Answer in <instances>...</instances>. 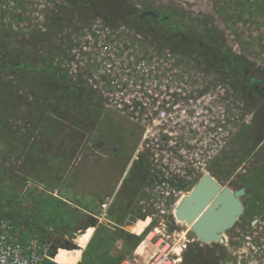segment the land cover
Segmentation results:
<instances>
[{"label": "rangeland", "instance_id": "obj_1", "mask_svg": "<svg viewBox=\"0 0 264 264\" xmlns=\"http://www.w3.org/2000/svg\"><path fill=\"white\" fill-rule=\"evenodd\" d=\"M132 10L136 15L152 11L163 20L134 21ZM97 34L108 43L114 37L123 47L137 43L144 56L172 53L182 67L229 80L247 111H264V0H0V215L18 230L49 240L52 248L61 242L78 248H60L54 257L58 264L80 258L84 246L81 264L138 258L142 242L126 252L119 235L105 234L114 232L108 220L119 191L134 175L141 177L131 163L137 127L103 106L85 73L72 83L64 67L76 52L94 47ZM21 62L30 73L17 66ZM242 128L209 165V175L224 184L233 181L236 170L259 164L264 138L259 141L256 132ZM139 190L127 222L137 234L155 210L148 190L135 203ZM63 196L89 206L94 214L86 212L96 226L82 229L73 211L82 209ZM106 198L112 203L102 219L100 204ZM173 210L163 215L152 243L161 237L172 246L177 234H184L187 248L197 247L202 258L212 253L215 262L224 245L198 241L188 224L174 220Z\"/></svg>", "mask_w": 264, "mask_h": 264}, {"label": "built area", "instance_id": "obj_2", "mask_svg": "<svg viewBox=\"0 0 264 264\" xmlns=\"http://www.w3.org/2000/svg\"><path fill=\"white\" fill-rule=\"evenodd\" d=\"M98 34L94 47L76 52L65 64L66 76L76 83L85 73V82L102 98L103 106L137 127L139 142L131 163L143 158L146 176L135 203L145 190L163 202L146 228L156 225L140 243L149 248L120 264H181L187 243L182 232L172 246L161 237L152 243L163 215L209 174L214 158L249 125L253 113L245 109L229 80L182 67L172 53L144 56L138 54L137 43L123 47L114 37L108 43ZM111 203L112 198H106L100 204L102 219ZM222 244L225 256L219 264H264V212L237 236H223ZM51 251L49 240L18 230L0 215V264H58Z\"/></svg>", "mask_w": 264, "mask_h": 264}, {"label": "water", "instance_id": "obj_3", "mask_svg": "<svg viewBox=\"0 0 264 264\" xmlns=\"http://www.w3.org/2000/svg\"><path fill=\"white\" fill-rule=\"evenodd\" d=\"M153 16L152 11L140 14V18ZM243 196L244 188L233 191L227 186L222 187L209 174H203L177 204L173 216L188 224L201 243H222L224 234L235 225L244 210Z\"/></svg>", "mask_w": 264, "mask_h": 264}, {"label": "trees", "instance_id": "obj_4", "mask_svg": "<svg viewBox=\"0 0 264 264\" xmlns=\"http://www.w3.org/2000/svg\"><path fill=\"white\" fill-rule=\"evenodd\" d=\"M135 13H136V10H134V11L132 10L131 16L133 15L132 19L134 21L142 22L145 19H151L152 21L163 20L162 18H158L156 15L153 16V17L140 18V14L136 15ZM17 66H19V68L24 70L26 73L27 72L30 73L31 67L28 69L29 66L27 64L21 62V63H18ZM262 110H264V107H263ZM252 130L254 132H256V134H258V138L259 139L264 137V111H262V112L260 111V113L258 112V113L255 114V116H254V128ZM135 166L138 169V171L135 172V173L138 174L141 177H138L137 175H134L133 180H131L127 184L126 189H122V190L119 191L121 194L118 193L119 198L116 199L115 203L111 207L112 208V212H111V214L109 216V220L113 224L110 223V221L108 220V225L111 227V229H113L114 232L112 233L108 229L106 230V232L104 231L105 234L106 233L108 234V236H112V235L118 236L119 235L122 238L123 242L126 244L124 246V250H126V252L127 251H129V252L134 251L136 249V247L139 245V243L145 237V233L140 235V236H137V235L131 234L128 231H126V230L121 228L124 220L126 219V217L130 213V209H131V206L133 204V201H134L133 198H134V196L136 194V191L139 190V188L142 186L144 178L146 176V163L143 160V158L139 157L138 160L135 161ZM134 187L136 189H134ZM63 198L65 200H67L68 202H70L71 204H73V205H75V206H77V207L82 209V210H79L77 208H74V210H73V211H75L78 214V216L80 218V221H83V224L81 226L82 229H86V228H89V227L96 226V219L93 218L90 214L87 213V212H92L94 214V212L92 210H90L89 206H86L85 204L81 205L82 203L81 204H75L70 199H68L67 197L63 196ZM87 207H88V209H87ZM150 214H147V217H146L144 222H146L149 219ZM144 222H143V224H144ZM191 234L193 235L192 232H191ZM90 235H91V232L88 233V236H90ZM116 236H114V238H116ZM84 242H86V241H83L82 243H84ZM59 248L68 249V250H76V249H78V248H76V246H73L71 244L68 245L67 242H61L60 244H58V245H56L55 247L52 248L51 255L54 256L56 254V250L59 249ZM127 248H128V250H127ZM200 251L201 250H199L195 246H193L191 248H187L186 247V249L184 250L185 253L183 252L184 256L182 258L181 263L182 264H219V262L225 256V251L223 249L221 251V255L218 258H216L217 260L214 262V259H213L214 256L212 255V253H210V255H208L206 258H202V255H201ZM86 253H87L86 250H84L83 253H82V255H83L82 259H84L87 256ZM103 260L106 263L107 258H105ZM122 260H123L122 258L121 259L120 258L119 259L115 258V262H110V263H107V264H120L118 262H121ZM95 261H94V264H99L98 260L95 259ZM81 262H79L78 264H81ZM105 263H103V264H105Z\"/></svg>", "mask_w": 264, "mask_h": 264}, {"label": "flooded vegetation", "instance_id": "obj_5", "mask_svg": "<svg viewBox=\"0 0 264 264\" xmlns=\"http://www.w3.org/2000/svg\"><path fill=\"white\" fill-rule=\"evenodd\" d=\"M255 114L256 112H253L249 125L242 128L243 132L251 131L254 128ZM263 138L259 139V141ZM259 151L260 154L256 157L259 164L249 165L240 168L238 171L236 170L237 173L232 182L224 184L215 180L222 187L227 186L233 191L244 188V196L241 198L244 210L235 225L227 231L229 232L233 229V232H231L233 236H237L238 233L243 232L252 223L254 218H257L264 212V142ZM232 176L234 175L232 174ZM246 184L248 185L246 186Z\"/></svg>", "mask_w": 264, "mask_h": 264}, {"label": "bare ground", "instance_id": "obj_6", "mask_svg": "<svg viewBox=\"0 0 264 264\" xmlns=\"http://www.w3.org/2000/svg\"><path fill=\"white\" fill-rule=\"evenodd\" d=\"M149 201H150V203L153 204V206H154V208H155V210L152 211V213L150 214V218H152L153 215H154L155 213L160 212V210H161L162 207H163V202H162V200H160V199H156V198H154V197L151 198ZM149 201L146 202L147 205H149V204H148ZM152 201H153V202H152ZM180 223H181V222H180ZM176 240H177V239H176ZM147 247H148L147 243H143V244H141V245L139 246L138 251L144 252V251L147 249ZM148 250H149V249H148ZM150 250H151V249H150ZM78 259H79V254H77V255H75L73 258H71V259L67 262V264H75V262H76ZM55 262H56V261H55ZM59 264H60V263H59Z\"/></svg>", "mask_w": 264, "mask_h": 264}, {"label": "crops", "instance_id": "obj_7", "mask_svg": "<svg viewBox=\"0 0 264 264\" xmlns=\"http://www.w3.org/2000/svg\"><path fill=\"white\" fill-rule=\"evenodd\" d=\"M50 196L52 197V198H57V196H55L54 194H50ZM58 199H59V197H58ZM64 201V200H63ZM69 204H71V203H69ZM128 218H129V215L126 217V219L124 220V222H123V224H122V226H121V228L122 229H124V230H126V231H128L129 233H131V234H134V235H140V233H134V232H131L130 230H128V228H127V222H128ZM101 222V221H100ZM143 231V230H142ZM86 245V244H85ZM79 246V245H78ZM140 246V245H139ZM139 246H138V248H139ZM138 248H137V252H138ZM60 249V248H59ZM59 249H57L56 250V254H57V251L59 250ZM65 250H67V251H75V250H68V249H65ZM77 250V249H76ZM85 250V246L83 247V248H81L80 249V258L75 262V264H78L79 262H81V259L83 258L82 256V253H83V251ZM56 254H55V256H56Z\"/></svg>", "mask_w": 264, "mask_h": 264}]
</instances>
